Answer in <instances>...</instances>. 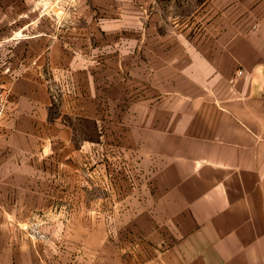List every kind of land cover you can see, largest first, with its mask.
I'll return each mask as SVG.
<instances>
[{
    "label": "crops",
    "instance_id": "obj_1",
    "mask_svg": "<svg viewBox=\"0 0 264 264\" xmlns=\"http://www.w3.org/2000/svg\"><path fill=\"white\" fill-rule=\"evenodd\" d=\"M82 1L95 12L67 29L50 0H0V264L51 260L19 232L33 213L58 214L42 222L90 264H264L260 5L198 38L147 28L146 0L132 22L113 0ZM115 148L138 180L125 204L101 188ZM119 211L109 240L94 214Z\"/></svg>",
    "mask_w": 264,
    "mask_h": 264
},
{
    "label": "rangeland",
    "instance_id": "obj_2",
    "mask_svg": "<svg viewBox=\"0 0 264 264\" xmlns=\"http://www.w3.org/2000/svg\"><path fill=\"white\" fill-rule=\"evenodd\" d=\"M125 1L129 2V7L122 5V0H113L115 7L114 11L115 13H121L123 10L124 12L128 10L131 15L130 22H132L131 20L138 16V0ZM263 1L264 0H146V27L158 28L165 32L171 29L184 31L188 23L193 29L194 36L199 38L206 30L211 31L212 28L209 29V26H214V29L219 27L220 30H227L235 24H243L244 22L241 20L248 18V15L254 12L258 5H260V8L264 11V6L263 4L261 5ZM50 2L52 3L45 7V12H49L51 15L60 14L62 17L61 23L63 27L67 29L72 27L75 17L79 19L80 15L85 16L87 13H92L94 10L93 7H89L87 1L84 3L82 0H50ZM97 11L99 13L101 12L98 8ZM78 22L79 26L84 29L85 22L83 19H79ZM51 87L53 95L56 96L60 92V88L56 85H52ZM105 155V150L99 152V157H104ZM109 155H112V157L110 156L111 177L108 182L102 183L103 185L101 188L109 189V191L112 190L115 197L122 200L120 204H125L127 194L133 196L137 193L138 180H133L132 177L129 178L124 175L129 172L125 167L124 170L122 169L123 164H125L127 160L124 158L121 149L115 148L112 152H108V156ZM123 175L125 177H123ZM89 199V197H85L84 201L88 203ZM131 200L132 197H130V202ZM123 213L125 212H98L94 214L98 215V221L107 224L108 229L106 230V236L109 240H112V237L117 239L121 238L124 230L122 229ZM29 215V225L23 227L19 232L25 237L27 236L29 240L31 239L39 243L37 245L39 248V256L43 254H52L51 260L49 261L47 259L41 261L39 258V264H90L91 261L94 263V258L90 257V252L87 247L84 245L81 247L69 245L65 240L64 229L54 227V224L49 225L45 223L47 222L45 219L48 216L49 218H56L58 214L33 213ZM66 216L68 217L69 214H66ZM83 217L89 220L92 215L90 213H83ZM67 232L68 230L66 231V236ZM119 247L120 246L115 243L114 251ZM109 248L110 247L105 244L99 245L101 254H105ZM24 251H27V249L24 248Z\"/></svg>",
    "mask_w": 264,
    "mask_h": 264
},
{
    "label": "built area",
    "instance_id": "obj_3",
    "mask_svg": "<svg viewBox=\"0 0 264 264\" xmlns=\"http://www.w3.org/2000/svg\"><path fill=\"white\" fill-rule=\"evenodd\" d=\"M242 74H243V71H239V72H238V75L241 76Z\"/></svg>",
    "mask_w": 264,
    "mask_h": 264
}]
</instances>
